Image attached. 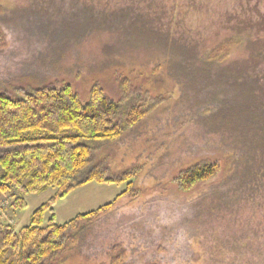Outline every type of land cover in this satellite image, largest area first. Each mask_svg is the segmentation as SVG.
I'll use <instances>...</instances> for the list:
<instances>
[{"label": "rangeland", "instance_id": "rangeland-1", "mask_svg": "<svg viewBox=\"0 0 264 264\" xmlns=\"http://www.w3.org/2000/svg\"><path fill=\"white\" fill-rule=\"evenodd\" d=\"M83 5L98 17L97 27L73 38L62 26H75L72 15ZM121 10L125 18L114 16ZM248 19L264 22V0H0V93L17 97L66 85L85 103L97 86L119 102L125 81L143 98L163 99L120 140L102 142L94 152L93 165H102L109 177L138 168L137 196L121 198L110 213L83 224L76 243L54 264H264V172L250 184L235 182V172L246 171L240 141L209 127L223 98L234 95L217 76L242 66L252 36L241 33L240 43L215 51ZM130 24L169 33L175 50L137 42ZM183 47L196 48L193 59H181ZM208 70L203 79L200 71ZM202 161L218 162L221 172L180 192L172 180ZM124 189V184L77 187L55 203V223L110 203ZM55 193L47 188L22 195V210L13 206L16 192L0 193V226H28L33 212Z\"/></svg>", "mask_w": 264, "mask_h": 264}, {"label": "trees", "instance_id": "trees-1", "mask_svg": "<svg viewBox=\"0 0 264 264\" xmlns=\"http://www.w3.org/2000/svg\"><path fill=\"white\" fill-rule=\"evenodd\" d=\"M53 1L50 0L51 3ZM90 11L91 8L83 5L81 11L72 15L75 26L64 22L63 30L72 31L74 38L87 33L90 26L96 28L99 19ZM115 15L126 16L122 10ZM129 26L136 34L137 42L175 50L176 43L173 41L171 44L169 33H160L149 25ZM234 28L238 35L230 36L218 45L215 53L240 43L241 33H244L252 36L245 43L248 59L239 69H224L217 76L218 81L222 79L224 85L233 89L234 95L231 100L223 98V106L209 118V127L214 130L223 128L239 139L246 171H236L233 178L235 182L240 180L250 184L258 171L264 172V86H260V81L264 80V44L260 34H264V22L256 24L248 19ZM3 35L0 32V44ZM195 50L183 47L179 51L181 59H193L192 51ZM200 72L203 79L208 78L209 70ZM120 86L122 95L119 102L106 97L97 86L90 91L85 103L66 85L34 89L18 93L17 97L0 93V193L16 192L19 196L13 206L22 210L26 206L22 195L38 194L47 188L56 190L47 203L33 212L28 226L20 230L12 225L0 226V264H54L59 254L69 251L76 243L77 233L83 224L110 213L121 198L134 199L137 196L134 182L138 168L109 177L102 165H93L94 152L102 142L120 140L127 131L159 108L163 99L143 98L142 91L129 90L125 81ZM197 86L193 82L195 92ZM219 122L223 124L216 128ZM220 170L218 162L202 161L179 172L172 182L180 192L188 193L201 183L212 180ZM88 183L124 184L125 189L110 203L79 214L67 223H55L53 207L57 200ZM47 213L50 217L45 220ZM113 262L118 264L121 260Z\"/></svg>", "mask_w": 264, "mask_h": 264}]
</instances>
